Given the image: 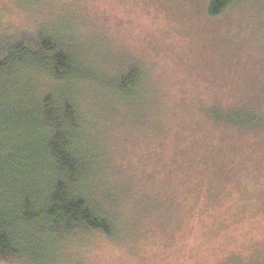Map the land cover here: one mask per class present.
<instances>
[{
    "label": "clouds",
    "instance_id": "9594fccd",
    "mask_svg": "<svg viewBox=\"0 0 264 264\" xmlns=\"http://www.w3.org/2000/svg\"><path fill=\"white\" fill-rule=\"evenodd\" d=\"M0 264H264V0H0Z\"/></svg>",
    "mask_w": 264,
    "mask_h": 264
}]
</instances>
